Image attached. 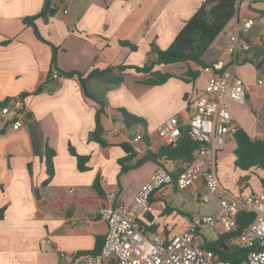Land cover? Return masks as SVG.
<instances>
[{"label": "crops", "instance_id": "obj_1", "mask_svg": "<svg viewBox=\"0 0 264 264\" xmlns=\"http://www.w3.org/2000/svg\"><path fill=\"white\" fill-rule=\"evenodd\" d=\"M203 1L51 0V7L57 10L34 20L41 40L24 19L40 13L46 0H0V103L21 98L25 113L20 127L0 121V208L4 207L0 264H63L59 251H99L107 229L100 209L112 203L109 192L128 205L157 166L177 175L187 165L164 154L136 163L163 146L155 132L168 118L176 116L183 135L187 133L193 100L201 93L207 74L193 61L155 65L150 71L134 67L153 58L152 45L168 47ZM246 19H252L253 24L243 31L241 24ZM232 27L250 42L249 49L229 53L227 32ZM261 35L264 0H236L235 15L202 55L206 64L220 61L223 68L232 67L251 85L245 101H229V110L233 128L243 129L252 139H264ZM53 47L56 62L52 64ZM121 65L128 67L119 70ZM106 68L105 73L86 78L84 86L78 74L53 76L56 70L76 71L86 77L93 69ZM155 71L171 76L162 84H150ZM195 92L199 93L195 96ZM100 107L101 138L107 145L90 138ZM138 126L142 138L133 144ZM122 143L129 145L132 153L125 151ZM69 146L87 156L84 170L78 168ZM234 148L230 132L215 155L221 193L262 191L264 172L237 168ZM47 149L54 152L53 174L45 182ZM126 157L123 164L128 167L122 171L119 161ZM205 191L202 179L185 190L174 185L162 187L150 196L139 222L148 236L159 233L167 241L184 230L192 216L214 214L218 208V199L210 201L215 205L213 211L201 208L192 213L180 199L176 206L169 201L181 192L189 201L199 203V195ZM203 229L197 234L203 238L200 246L223 233L218 227L213 230L215 237L205 238ZM232 243L234 239L219 245L227 248Z\"/></svg>", "mask_w": 264, "mask_h": 264}, {"label": "built area", "instance_id": "obj_2", "mask_svg": "<svg viewBox=\"0 0 264 264\" xmlns=\"http://www.w3.org/2000/svg\"><path fill=\"white\" fill-rule=\"evenodd\" d=\"M252 24V19L244 20L241 30L247 31ZM239 32L236 27L227 32L228 51L231 54L238 48L247 50L250 47V42ZM260 41L264 45V35H261ZM199 70L207 77L201 93L193 100L194 109L187 122L190 137L200 143L192 161L177 175L162 165L157 166L128 205L118 201L115 192H109L108 199L112 203L100 209L107 229L99 251H59L63 264H231L193 241L203 228L216 230L220 227L224 233L235 231L236 216L240 212L251 213L253 219L234 238L238 246L250 249L245 259L237 264H264V189L242 195L225 190L221 193L215 172L216 152L223 148L228 134L235 131L229 101L244 102L251 85L237 76L232 67L223 68L220 61L200 64ZM53 76L60 78L62 75L54 70ZM22 106L21 98H13L0 106V121H9L12 127L22 126L25 116ZM181 126L176 116L165 120L155 132L158 143L175 146L182 136ZM141 138L142 128L138 126L133 144ZM199 179L204 181L206 189L205 193L199 195V201L207 203L218 199L216 212L192 216L184 230L174 233L167 241L159 233L148 236L139 217L148 208L152 193L169 185L185 190ZM45 242L51 245L50 239Z\"/></svg>", "mask_w": 264, "mask_h": 264}, {"label": "trees", "instance_id": "obj_3", "mask_svg": "<svg viewBox=\"0 0 264 264\" xmlns=\"http://www.w3.org/2000/svg\"><path fill=\"white\" fill-rule=\"evenodd\" d=\"M51 8V0H46L43 10L33 16L24 19L26 24L32 26L35 35L43 40L40 36L34 20L45 15ZM236 13V0H204L201 5L195 10V12L184 22L178 33L168 47L160 49L155 45H152L153 58L147 61L141 67L135 66L137 71H150L155 65H165L177 62L193 61L199 64L205 65L206 63L202 59L203 53L207 50L210 44L218 36V34L224 29L226 24L232 19ZM52 64L56 62V50L52 48ZM127 65L118 66L119 70L126 69ZM109 68L104 70H91L86 77H82L80 73L76 71L58 72L62 76H72L78 74L81 84L84 86V80L88 77L105 73ZM153 78L149 81L150 84H162L171 74L161 73L158 71L152 72ZM86 93V92H85ZM86 95H88L86 93ZM89 96V95H88ZM5 102L0 103L3 106ZM102 113V107H100L95 114V127L90 133V138L98 141L101 145H107V143L101 138L103 129L100 124V114ZM124 116L130 117L129 114L124 113ZM136 120L137 118L134 117ZM233 138L235 141V148L233 154L235 156L234 165L241 170H249L252 168L261 169L264 172V139L255 138L250 136L241 128L234 129ZM122 148L131 152V147L125 143L121 144ZM200 147V143L194 141L190 136H185L182 133L178 143L175 146H161L158 153H148L144 155L136 164H140L147 159H155L160 155H166L173 159H181L185 164L192 161L196 151ZM70 154L74 155L77 159V166L80 170H84L87 156L79 155L72 146L68 147ZM54 152L51 149L46 151V170L48 177L47 182L53 174L52 157ZM126 159H121V170L125 171L128 167L124 165ZM163 166V165H162ZM261 186L264 188V175L260 177ZM4 214V207L0 208V219ZM253 219L251 213L240 212L236 216V229L231 233L219 234L214 241H206L202 247L207 250H211L221 259L229 261L231 264H237L245 259L249 248L240 247L235 243H232L230 247L223 248L219 244L221 241H231L249 224Z\"/></svg>", "mask_w": 264, "mask_h": 264}, {"label": "rangeland", "instance_id": "obj_4", "mask_svg": "<svg viewBox=\"0 0 264 264\" xmlns=\"http://www.w3.org/2000/svg\"><path fill=\"white\" fill-rule=\"evenodd\" d=\"M123 70H125V69H123ZM199 92H195L194 95L196 96ZM178 199H180L181 202L184 203L185 206H187V209H189V211L191 213L192 212H195L196 210H199L201 208L203 210H205V211H213L214 210V206H215L213 204V202L212 203L211 202H207V203H203V202H199V203L191 202L181 192H176V194L173 197V199L171 201H169V205L176 206V204H177L176 202H177ZM197 234H196V236L194 238V244H197L198 245L202 241L203 238L201 237V235L197 236ZM202 235L205 238H212V237H215L216 236V233H215V231L210 230V229H205V230L203 229V234Z\"/></svg>", "mask_w": 264, "mask_h": 264}, {"label": "water", "instance_id": "obj_5", "mask_svg": "<svg viewBox=\"0 0 264 264\" xmlns=\"http://www.w3.org/2000/svg\"><path fill=\"white\" fill-rule=\"evenodd\" d=\"M57 9L55 8V7H51L50 9H49V15L50 14H52L53 12H55ZM46 20V19H45ZM54 85L55 86H57L58 85V80H55L54 81ZM48 89H50V88H48ZM186 136H190V134L187 132L186 134H185Z\"/></svg>", "mask_w": 264, "mask_h": 264}]
</instances>
